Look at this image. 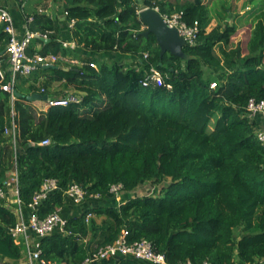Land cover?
I'll return each instance as SVG.
<instances>
[{
  "label": "trees",
  "instance_id": "trees-1",
  "mask_svg": "<svg viewBox=\"0 0 264 264\" xmlns=\"http://www.w3.org/2000/svg\"><path fill=\"white\" fill-rule=\"evenodd\" d=\"M254 1L244 53L232 43L238 26L229 14L225 24L208 29L213 16L204 0H64L79 45L138 60L131 64L118 55L103 63L92 55L69 68L41 65L19 78L14 100L0 87V180L17 171L27 219L44 181L59 183L35 211L43 219L61 209L68 218L67 233L56 229L42 239L46 259L84 264L90 250L127 230L129 242L150 240L170 264H264V145L255 132L264 119L246 115L251 98L264 99V0ZM147 6L167 15L181 12L198 27L197 43L184 47L187 59L161 55L156 36L144 33L139 11ZM4 27L0 22L6 70L2 52L10 36ZM30 29L47 38H34L29 55L67 54L48 16L34 13ZM38 43L43 47L36 50ZM152 66L161 71L162 85H144ZM44 72L49 74L41 79ZM55 82L78 91L81 100L39 111L27 96L54 99ZM46 139L50 143L41 144ZM168 178L157 195L130 194ZM74 183L85 190L82 202L67 194ZM115 184L125 192L122 203L111 191ZM16 197L10 191L0 197V258L8 264H23L25 256L10 231L18 222ZM90 264L155 263L118 255Z\"/></svg>",
  "mask_w": 264,
  "mask_h": 264
},
{
  "label": "built area",
  "instance_id": "built-area-1",
  "mask_svg": "<svg viewBox=\"0 0 264 264\" xmlns=\"http://www.w3.org/2000/svg\"><path fill=\"white\" fill-rule=\"evenodd\" d=\"M157 8V7H156ZM158 9V8H157ZM165 21L170 26L178 27L181 36L185 38L187 44H196L198 40V27L189 26L183 19L182 13L176 12L171 15L162 14ZM0 22L5 25L4 30L9 34L10 40L6 46V63L9 69V79L3 83L6 71L3 69L2 64L4 59L0 56V73L2 81L0 87L11 93L12 99H15V93L19 78L21 76L28 77L41 65H51L59 57L55 54L43 55L35 53L29 55L28 48L32 44L34 38L41 37L47 38L46 33L32 32L26 30L25 34L20 37L16 30L14 19L10 11L0 1ZM72 24L75 20L71 21ZM67 45V44H65ZM145 56H148L146 53ZM92 65L95 66L94 63ZM164 82L163 75L159 69L152 66L150 71L144 79V85L156 83L162 85ZM216 83H212V87H215ZM81 98H78L75 94H70L68 97H61L57 99H51V105L67 106L70 102H78ZM246 115L251 120L256 118L264 119V99L251 98L246 106ZM256 137L264 145V123L260 124L256 128ZM14 136L16 135L15 125L13 129ZM16 137V136H15ZM50 140L46 139L41 144H49ZM19 179L17 171L13 172L11 179H6L3 182L0 180V197H8L9 189H13V195L17 197L13 199V202L17 203V207L14 208L18 222L10 228V231L17 243H23L25 246V256L23 264H57L55 261L46 259L43 256L42 239L53 233L56 229H60L62 232L67 233L66 225L68 218L61 213V209L50 213L45 218L41 219L35 213L38 205L42 200L47 198L51 192L59 187L58 180L56 178H48L44 181L41 190L34 196L33 202L30 203V207L33 209V213L27 219L24 214V208L22 200L19 196ZM8 190V191H7ZM122 184H115L112 186L111 191L118 196L121 194ZM67 194L74 199L75 202H82L85 198V190L77 183L72 184ZM91 214H88L90 217ZM128 231L124 230L123 234L113 243H108L97 249L89 251L87 257L84 260V264H90L94 261L115 257L118 255H129L137 259L147 260L155 264H170L167 261L166 255L163 252H158L154 249L153 243L148 239H141L134 242L127 240ZM178 264H193L191 260L180 262ZM204 264H211L205 261Z\"/></svg>",
  "mask_w": 264,
  "mask_h": 264
},
{
  "label": "crops",
  "instance_id": "crops-1",
  "mask_svg": "<svg viewBox=\"0 0 264 264\" xmlns=\"http://www.w3.org/2000/svg\"><path fill=\"white\" fill-rule=\"evenodd\" d=\"M0 1L12 14L16 30L19 33L20 37H22L25 34L26 30H31L30 27L31 25H33L34 13L36 12L45 14L57 25L58 31H59L58 37L60 41L63 42V48L67 50L68 52L66 55H63L60 52L57 55L59 58L55 62H53L51 65L58 64V66L61 68H69L68 66H70V64L71 65L82 64L83 63L82 57L92 56V55L99 56L101 62L103 63H107L108 58H112V57L117 58L118 55L119 56L121 55L119 59H126V61H129V62L131 60L135 61V59L138 60V57L136 55L122 54L120 52L112 53V54L109 52L96 53V52L85 49L82 45H79L73 33L74 24H72L67 19L66 4L64 0H0ZM49 41L50 39H47V42ZM6 46L2 52L3 54L6 49ZM36 46H37L36 50L42 49L43 47L39 43L36 44ZM50 53L52 54V52ZM95 66L97 65L95 64ZM5 71L9 72V69L7 68ZM48 74L49 72H44L43 74H41L40 78L44 79L48 76ZM21 77H25V76H21ZM20 81L18 82V84L20 83ZM55 83H53V85ZM59 83L61 85H64V88L66 90L62 93H58L50 87L51 94L53 93L55 95L57 94L63 95V93L65 92L68 94H73V93H78V95L80 94L78 91L72 88L66 87L64 83H61V82ZM41 101L45 102L46 100H35V102H32V103L34 105H39L38 103H40ZM70 212L72 213V210H70Z\"/></svg>",
  "mask_w": 264,
  "mask_h": 264
},
{
  "label": "rangeland",
  "instance_id": "rangeland-1",
  "mask_svg": "<svg viewBox=\"0 0 264 264\" xmlns=\"http://www.w3.org/2000/svg\"><path fill=\"white\" fill-rule=\"evenodd\" d=\"M137 1L142 2V0H137ZM204 1L207 2L210 8V13L213 16V20L208 29L209 30L212 29L219 22L225 24L224 17L229 14L228 15L229 17L227 18V20L230 23H234L238 26L236 33L232 37V43L234 44V46L238 44L241 45L243 47L244 53H246L247 52L246 43H247V40L250 34L252 14L256 8V6L254 5L255 1L254 2L253 0H204ZM225 8H228L229 11L226 12ZM109 61H111V58L107 59V62ZM129 63L134 64L135 61L131 60ZM51 88L58 93H62L66 90L64 88V85H61L59 82H56ZM74 94L78 98L81 97V95H78V93H74ZM60 96L61 94L55 95L52 93L51 98L57 99V97H60ZM32 102H35V101H32ZM38 104L39 105H35V106L38 108L39 111L45 108H46L45 110H47L49 106L51 105V102L47 100L45 102L41 101ZM12 175H13V172H9L6 178L11 179ZM170 182H171L170 178L166 179L164 183L162 184H153L151 182H145L139 189L135 190L134 192H131L130 194L132 196H136V195L142 196L145 194L157 195L161 192L162 187L168 185ZM9 190H10V195H12L13 189H9ZM124 194L125 192H122L117 197L118 202L124 201ZM101 220H102L101 217H97V222H101ZM0 264H8L7 259L0 258Z\"/></svg>",
  "mask_w": 264,
  "mask_h": 264
},
{
  "label": "water",
  "instance_id": "water-1",
  "mask_svg": "<svg viewBox=\"0 0 264 264\" xmlns=\"http://www.w3.org/2000/svg\"><path fill=\"white\" fill-rule=\"evenodd\" d=\"M141 20L147 26V30L144 32L146 35L153 33L156 36L157 42L161 47V55L166 52H170L183 59L188 58V54L184 51V47L187 46V41L181 36L178 27L170 26L164 19L159 9L155 7H144L139 11ZM6 52V49L4 53ZM49 67L52 65H44ZM2 76L0 73V83ZM30 101L35 100H49L48 95L41 94L39 92L32 93L27 96Z\"/></svg>",
  "mask_w": 264,
  "mask_h": 264
},
{
  "label": "clouds",
  "instance_id": "clouds-1",
  "mask_svg": "<svg viewBox=\"0 0 264 264\" xmlns=\"http://www.w3.org/2000/svg\"><path fill=\"white\" fill-rule=\"evenodd\" d=\"M51 99H49V101H50Z\"/></svg>",
  "mask_w": 264,
  "mask_h": 264
}]
</instances>
